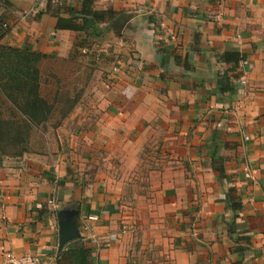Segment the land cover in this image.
Segmentation results:
<instances>
[{
    "label": "crops",
    "instance_id": "crops-1",
    "mask_svg": "<svg viewBox=\"0 0 264 264\" xmlns=\"http://www.w3.org/2000/svg\"><path fill=\"white\" fill-rule=\"evenodd\" d=\"M84 3L0 0V43L65 56L77 32L47 7L81 17ZM92 8L114 12L95 43L126 39V55L56 128L54 151L0 158V264H60L79 243L92 264H264V0ZM70 222L78 236L61 245Z\"/></svg>",
    "mask_w": 264,
    "mask_h": 264
},
{
    "label": "trees",
    "instance_id": "trees-1",
    "mask_svg": "<svg viewBox=\"0 0 264 264\" xmlns=\"http://www.w3.org/2000/svg\"><path fill=\"white\" fill-rule=\"evenodd\" d=\"M52 15L56 17V28L63 30H72L78 35H84L85 39L74 41L68 59L74 60L78 49L88 50L87 38L96 35L97 25L105 20L114 18V12L96 11L92 8V0H85L82 7L81 17L68 16L61 17L58 11L52 10L48 5ZM80 18V21L77 19ZM9 27L6 22L0 19V41L8 33ZM77 35V36H78ZM86 54V53H83ZM54 55L28 50L25 48L12 47L0 43V98L3 103L9 102L11 106L17 109L21 115V121L13 116L12 118H2L0 114V158L3 157L5 148L3 144L6 141H18L20 144H26L24 135L28 134L31 127H37L46 123L52 112L59 108L60 119H65L82 101L84 91H78L74 95H68L67 92L56 91L54 100H49L41 91V72L40 63L52 58ZM236 62H240V57H236ZM60 123L56 124V127ZM26 151V146H23ZM234 209H239L240 204H232ZM66 261L65 264H92L91 248L84 243H79L78 247L59 253L58 263Z\"/></svg>",
    "mask_w": 264,
    "mask_h": 264
},
{
    "label": "rangeland",
    "instance_id": "rangeland-1",
    "mask_svg": "<svg viewBox=\"0 0 264 264\" xmlns=\"http://www.w3.org/2000/svg\"><path fill=\"white\" fill-rule=\"evenodd\" d=\"M77 35L74 36V41L78 42L85 39L84 35ZM84 41L90 44L89 49H78L74 60L67 58L69 53L61 56V54L55 52L52 58H47L40 63L41 91L49 102L52 103L55 99L54 96L57 90L67 92L68 95H74L76 92L83 90L85 94L83 101L88 92L93 93V90L99 89L98 81L103 79L109 69L118 66L121 57L126 55V51H122V47L125 49L123 43L126 39L113 40L111 43L103 41L100 44L93 42L90 37ZM0 114L4 119L15 116L21 121V115L17 109L11 106L9 102L3 103L1 98ZM63 122L64 119H60L59 116V108L56 107L46 123L31 127L28 130V134L24 135L27 141L26 144H20L18 141L16 143L6 141L3 144L5 148L2 153L3 158L17 159L28 154L54 151L57 138L56 128H58L56 124H62ZM23 146H26V151H24Z\"/></svg>",
    "mask_w": 264,
    "mask_h": 264
},
{
    "label": "built area",
    "instance_id": "built-area-1",
    "mask_svg": "<svg viewBox=\"0 0 264 264\" xmlns=\"http://www.w3.org/2000/svg\"><path fill=\"white\" fill-rule=\"evenodd\" d=\"M241 64H245L246 60H240ZM239 82L243 85L246 83L245 79L241 78ZM88 220H96L97 217L95 215H87L85 216ZM125 232V229H122ZM4 264H43L40 257L32 254H23V255H15V254H7L5 256Z\"/></svg>",
    "mask_w": 264,
    "mask_h": 264
},
{
    "label": "water",
    "instance_id": "water-1",
    "mask_svg": "<svg viewBox=\"0 0 264 264\" xmlns=\"http://www.w3.org/2000/svg\"><path fill=\"white\" fill-rule=\"evenodd\" d=\"M77 236H78V232L76 226L74 225L73 222H70V225L67 226L65 231L63 230V233L61 235V245H63L65 242Z\"/></svg>",
    "mask_w": 264,
    "mask_h": 264
}]
</instances>
